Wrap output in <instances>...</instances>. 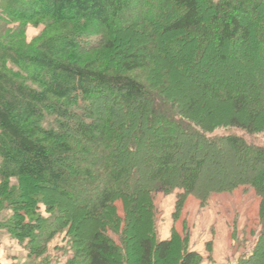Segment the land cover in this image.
Returning <instances> with one entry per match:
<instances>
[{
  "label": "trees",
  "instance_id": "16d2710c",
  "mask_svg": "<svg viewBox=\"0 0 264 264\" xmlns=\"http://www.w3.org/2000/svg\"><path fill=\"white\" fill-rule=\"evenodd\" d=\"M40 17L63 27L34 48L21 33L0 40V204L16 220L7 232L48 242L67 229L66 264H116L118 253L123 264H199L186 234L157 238L154 192L177 190L176 219L187 195L204 204L249 185L261 228L238 264L264 252V0H0L1 21ZM220 127L263 142L210 135ZM222 152L229 177L219 169L222 183L203 182L204 160Z\"/></svg>",
  "mask_w": 264,
  "mask_h": 264
},
{
  "label": "rangeland",
  "instance_id": "374dc122",
  "mask_svg": "<svg viewBox=\"0 0 264 264\" xmlns=\"http://www.w3.org/2000/svg\"><path fill=\"white\" fill-rule=\"evenodd\" d=\"M63 27L62 23L52 25L46 17H40L32 22H5L0 20V40L9 39L11 36L21 33L22 41L29 48H34L43 38L53 32V29ZM226 72L227 70L222 69ZM228 73V72H226ZM133 75L142 74L141 71L133 72ZM114 97L100 101V109L103 114L112 104ZM224 111V110H223ZM237 134L243 136L246 142L262 144V134H246L232 128H217L210 135ZM193 141L192 139L190 142ZM197 147H204L198 143ZM211 152V151H210ZM224 153L216 154L204 160L202 166L203 182L209 185H217L228 178L230 163L229 159L223 160ZM222 157V158H221ZM200 158L196 155L193 158L186 157L189 164ZM219 169L223 170V176L217 177ZM218 170V171H217ZM212 175H214L212 177ZM219 175V174H218ZM14 185L15 180H11ZM177 190L173 192H154V206L156 210V236L159 239H168L174 231L181 237L187 235V247L199 252L203 260L199 264H238L241 259L251 253L254 241L261 228V217L259 215L260 197L249 185H239L232 192H213L206 203L201 204L192 194L187 195L179 216L174 219L175 200ZM57 212L63 208L57 203ZM116 213L121 218V226L124 225L125 214L122 203L115 202ZM41 215L47 216L43 204L39 206ZM15 223L12 206L0 204V264H66L70 256L69 234L64 229L56 233L48 242L33 241L21 236L9 234L4 227L5 224ZM83 227V226H80ZM83 229V228H81ZM75 230V229H73ZM91 231V230H90ZM89 228L86 230V237ZM83 232V231H82ZM166 236L165 238H162ZM116 244L120 246L117 235H112ZM264 247V239L262 243ZM261 252V253H260ZM115 256V255H114ZM128 256V254H127ZM116 264L125 262L120 259ZM260 257V259H256ZM250 264H264V252L260 250L257 257ZM128 262V261H127ZM74 264H85L80 259ZM154 264H172V261H156Z\"/></svg>",
  "mask_w": 264,
  "mask_h": 264
},
{
  "label": "crops",
  "instance_id": "0c3cea01",
  "mask_svg": "<svg viewBox=\"0 0 264 264\" xmlns=\"http://www.w3.org/2000/svg\"><path fill=\"white\" fill-rule=\"evenodd\" d=\"M166 236H163L162 238H165Z\"/></svg>",
  "mask_w": 264,
  "mask_h": 264
}]
</instances>
